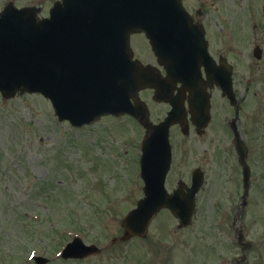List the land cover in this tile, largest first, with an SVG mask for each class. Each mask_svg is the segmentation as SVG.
<instances>
[{
	"label": "rangeland",
	"instance_id": "rangeland-1",
	"mask_svg": "<svg viewBox=\"0 0 264 264\" xmlns=\"http://www.w3.org/2000/svg\"><path fill=\"white\" fill-rule=\"evenodd\" d=\"M9 1L0 0V9ZM13 1L20 6L43 3L40 14L47 16L55 0ZM197 1L188 0L193 8ZM206 11L207 25H221L216 48L232 44L237 64L238 94L244 98L240 127L251 146L254 180L236 223L244 225L255 245L247 264H259L264 260V57L257 60L252 51L255 39L264 47V0H214ZM254 17L259 21L255 29ZM134 39L143 43L141 35ZM221 105L217 98V118L203 137L183 140L180 130L172 131L170 191L180 179L188 182L193 168L205 172L192 224L180 227L163 210L147 236L112 243L123 233L122 218L143 196L136 155L141 125L108 116L73 128L57 119L40 94L0 95V264H37L34 254L51 257L48 264H222L231 249V255L241 252L232 216L243 192L242 175L237 157L224 150L231 147L227 134L220 136L230 111L220 116ZM153 108L154 117L165 112L164 105ZM75 234L99 245L100 252L82 260L57 258Z\"/></svg>",
	"mask_w": 264,
	"mask_h": 264
},
{
	"label": "water",
	"instance_id": "water-1",
	"mask_svg": "<svg viewBox=\"0 0 264 264\" xmlns=\"http://www.w3.org/2000/svg\"><path fill=\"white\" fill-rule=\"evenodd\" d=\"M39 10L7 7L0 13V91L8 97L18 90L40 91L52 100L60 119H70L75 125L105 113L131 112L141 121L148 118L137 93L143 87L158 86V79L151 67L132 59L130 35L134 32L147 33L160 62L169 72L175 69L177 58L188 68L193 60L198 68L210 61L204 32L194 26L182 0H63L55 3L50 18L37 20ZM107 26L108 30H119L123 58L114 60L120 66L118 72L111 62L112 54L111 61L104 60L106 50L101 51L102 42L112 33H107ZM165 52L168 56L175 55L171 63L165 61ZM183 77L186 76L179 79ZM224 92L233 97L231 89ZM129 97L136 101L135 108ZM200 104L197 105L201 110ZM200 110H193L194 119ZM178 119L180 115L172 111L165 121L147 126L141 159L147 196L124 219V239L132 234L145 235L151 219L164 206L181 217L182 224L191 220L202 177H197L188 193L179 188L175 195L169 194L165 188L171 165L169 129ZM237 149L248 185L246 148L239 140ZM97 251V247L84 246L80 239H75L63 256L84 257Z\"/></svg>",
	"mask_w": 264,
	"mask_h": 264
},
{
	"label": "flooded vegetation",
	"instance_id": "flooded-vegetation-1",
	"mask_svg": "<svg viewBox=\"0 0 264 264\" xmlns=\"http://www.w3.org/2000/svg\"><path fill=\"white\" fill-rule=\"evenodd\" d=\"M197 3L200 6V10H199L200 11V15H203L204 12H205V8L207 6V1L206 0H198ZM191 10H192V12L195 11V13L196 12H199V11L194 10L193 8H191ZM194 16L196 17V19L200 20L199 17H197L196 15H194ZM204 26L206 28V33H207L206 35H207V38L209 40V44H210V47H211V52L217 58V62L219 64V58H220V56L224 55V56L228 57V54L232 51L233 47L232 46H229L228 49H225V48H222V47H221L222 49L220 48L221 50L217 49L216 48V45H215V43L218 42L216 36L219 34L217 30H218V28L221 27V25H204ZM231 32H232V30H231ZM230 39L231 40H234V38H231V37H230ZM263 52H264V50H263ZM145 54H148L149 55V61L150 62H152L154 64L156 63L157 59H156V57L154 56V54L152 52L151 53H145ZM228 59H229L230 63H232L229 57H228ZM232 64L234 66L233 82H234V88L236 90V88H237V76L235 74L236 64L235 63H232ZM162 72L164 73L163 70H162ZM207 90L210 93L211 103H212V109L214 110V106H215L216 101H217V92H219L220 87H218L217 85H215V86H208L207 87ZM150 91L152 92V90H150ZM174 93H177V89H175V92ZM181 98L187 104L188 101H189V98H190V91L189 90H181ZM158 104L164 105L165 107H167L166 110L170 107V105L167 104V103H163L162 102V103H158ZM173 129L180 130V126L179 125H174L172 127V130ZM205 131L206 130H202L201 132H199L198 129H197V127L191 124L190 125V128H189V132L190 133L189 134H185V135L184 134L181 135V133H180V137L183 140H185L188 137L189 138L193 137V139H195V137H203L205 135ZM227 132H228V135L230 137L232 135L231 130L229 129V130H227ZM258 263L259 264H264V260H262L261 262H258Z\"/></svg>",
	"mask_w": 264,
	"mask_h": 264
}]
</instances>
